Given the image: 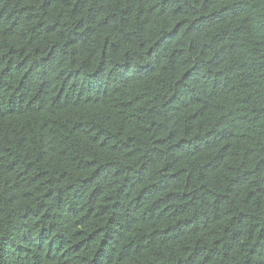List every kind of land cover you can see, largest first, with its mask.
Instances as JSON below:
<instances>
[{
  "label": "trees",
  "instance_id": "trees-1",
  "mask_svg": "<svg viewBox=\"0 0 264 264\" xmlns=\"http://www.w3.org/2000/svg\"><path fill=\"white\" fill-rule=\"evenodd\" d=\"M0 264H264V0H0Z\"/></svg>",
  "mask_w": 264,
  "mask_h": 264
}]
</instances>
